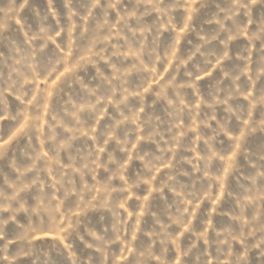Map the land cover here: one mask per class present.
<instances>
[{
  "label": "rangeland",
  "instance_id": "obj_1",
  "mask_svg": "<svg viewBox=\"0 0 264 264\" xmlns=\"http://www.w3.org/2000/svg\"><path fill=\"white\" fill-rule=\"evenodd\" d=\"M0 264H264V0H0Z\"/></svg>",
  "mask_w": 264,
  "mask_h": 264
}]
</instances>
